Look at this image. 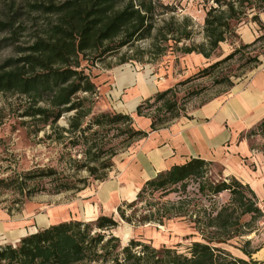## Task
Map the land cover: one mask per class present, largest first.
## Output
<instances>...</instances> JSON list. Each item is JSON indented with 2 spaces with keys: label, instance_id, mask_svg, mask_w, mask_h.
I'll use <instances>...</instances> for the list:
<instances>
[{
  "label": "trees",
  "instance_id": "obj_1",
  "mask_svg": "<svg viewBox=\"0 0 264 264\" xmlns=\"http://www.w3.org/2000/svg\"><path fill=\"white\" fill-rule=\"evenodd\" d=\"M199 1L206 12L202 41L194 38L198 28L192 17L168 15L171 7L160 0H1L0 48L12 47L13 54L0 60V98H15L7 104L29 134L44 132L46 139L78 152L75 156L67 152L62 167L14 170L0 176V191L12 195L10 212L20 210L38 193L76 194L93 181L106 180L117 154L150 131L187 116L193 97L220 87L203 105L230 91L263 62L264 23L259 14L264 0ZM249 19L259 24L260 34L251 43L236 44L241 40L239 24ZM142 40L148 41L146 46L138 43ZM228 41L233 44L230 53L137 106L135 114L151 119L150 131L139 128L131 113L94 112L98 86L90 70L98 63L110 58L116 62H109L108 68L144 63L168 50L211 59ZM203 78L210 83L199 84ZM249 137L264 140V119L247 132ZM251 147L264 155V142ZM213 165L194 157L175 164L148 180L135 200L118 207L124 220L138 223L187 219L203 240L193 241L186 252L139 239L124 244L111 231L118 220L101 215L92 221L54 223L16 243L0 242V264H248L214 243L253 232L264 218V208L250 184L235 176L213 179ZM191 183L197 184L198 197L189 194ZM224 192L230 198L219 204L215 198ZM171 193L178 198L164 199ZM154 194L158 196L147 200L139 214L138 203ZM126 207L133 209L132 214H126ZM247 215L250 219L243 220ZM250 241L242 250L252 257L259 247L249 249Z\"/></svg>",
  "mask_w": 264,
  "mask_h": 264
},
{
  "label": "rangeland",
  "instance_id": "obj_2",
  "mask_svg": "<svg viewBox=\"0 0 264 264\" xmlns=\"http://www.w3.org/2000/svg\"><path fill=\"white\" fill-rule=\"evenodd\" d=\"M160 1L171 7L172 10H169L168 15L175 14L178 17H192L198 28V33L194 36V38L196 41L203 40V33L201 31L203 24L202 17L205 10L201 1ZM240 41L241 40H238L236 44H239ZM147 42L148 41L146 40H142L138 43L141 44V46H146ZM232 49L233 44H231L230 41L224 42L222 43L220 50H218L211 59L203 58L201 62H197L195 59L191 60V57L186 56L185 54L168 50L165 55L158 57L153 61L144 63L134 62V68H138L139 71H149L153 80H158L160 82H166L167 80L170 83V87L179 81L197 74L202 68L209 65L210 62L224 57L230 53ZM11 54H13L12 47L0 48V60ZM260 57L264 61V55H261ZM109 62L115 63L116 58H110L91 68V76L97 85L99 84V76L104 72V70L109 69ZM127 64L132 65L131 62H128L117 66L119 67ZM255 69L256 68L246 72L244 78L237 81H247ZM198 83L201 85H207L210 83V80L208 78H203L200 79ZM218 88L220 87L210 88L206 92L193 97L188 102L187 108L192 109L194 107H198L207 99L214 97L218 92ZM229 93V91L222 92L219 96L217 95V97L224 99L229 95ZM101 96L98 90L96 104L94 107V112L96 113L101 112V107L99 106L103 100ZM8 101L15 102V98L10 96H8V98H0V176L9 175L14 170L26 171L44 166L62 167L64 164V161L62 160L63 157L64 159L67 158V152H69V155H77V148L71 150L65 149L63 143H56L46 139L44 137V132H40L37 136L29 134L27 128L20 123L21 120L14 117L11 107L7 104ZM117 104L116 109L124 110L120 101ZM116 109L114 108V110ZM61 123H65L64 119H61ZM243 135H246L244 137L249 139L250 145H257L260 147L264 142V140L260 137L247 138V132L241 134L240 137ZM223 149L227 150L226 144H224ZM241 164L248 171H251V173L260 176L259 160H251L248 157H242ZM210 174L216 181L228 176H236L239 178L238 175L235 174L227 175V170L220 162L214 163ZM96 184L97 181H93L89 186L92 187ZM188 190L191 196L198 197L196 183H191ZM258 191H260L259 188ZM157 196L158 194L147 195L143 201L138 203V208H140L138 213L140 214L143 211L142 209L145 207L147 200H152ZM177 198L178 196L176 193H171L165 196L164 199L176 200ZM229 198V192H224L215 199L219 204H222L227 202ZM80 199L81 197L79 192L76 194L69 192L59 194L41 192L26 201L20 210H13L10 212L8 210V206L11 204L12 195L8 191H0V242L3 244L16 243L23 236L39 228H44L50 225L53 221V217L55 218V222H61L69 219L92 221L96 220L101 215L113 216L116 220H118V225L111 229V231L115 235L119 236L124 244L128 243L131 239H139L151 242L157 247L167 245L177 248L180 252H186L193 241L203 240L202 236L193 228L192 224L187 219L182 217L166 219L162 223H138L137 219H135V221L124 220L120 216L118 207L125 202H132L133 200L123 201L112 211L102 210L98 217H94L84 213L80 204ZM77 201L78 204L76 203L77 206H75V202ZM260 205L264 208V201H260ZM61 210H64V213ZM132 210V208L126 207V214H132ZM53 212H55V215H51ZM249 219V215L243 217V220ZM255 227V230L249 234L234 237L227 242L214 243V245L230 251L236 257L247 260L248 264H264V218L261 219ZM246 240H251L250 244L247 246L249 249L254 250L259 247V250L255 252L252 257L247 256L242 250ZM253 261L255 262L253 263Z\"/></svg>",
  "mask_w": 264,
  "mask_h": 264
},
{
  "label": "crops",
  "instance_id": "obj_3",
  "mask_svg": "<svg viewBox=\"0 0 264 264\" xmlns=\"http://www.w3.org/2000/svg\"><path fill=\"white\" fill-rule=\"evenodd\" d=\"M205 17L206 12L202 27ZM259 17L264 23V11ZM238 32L242 42L251 43L261 31L259 24L249 19L239 24ZM185 55L197 62L206 59L195 52ZM169 84L167 80H153L149 71H139L134 68V63L114 66L99 76L97 86L103 98L100 110H114L120 101L124 110H116L133 114L136 125L150 131L151 119L138 116L135 110L144 99L167 89ZM229 92L224 99L217 97L188 109L187 116H181L167 127L150 131L148 136L117 154L108 178L79 192L84 213L98 217L102 210L112 211L123 201L136 199L148 180L193 157L222 163L227 175H238V179L250 184L259 200L264 201V155L251 147L246 135L240 137L264 119V61L247 81H238ZM224 144L227 150L223 149ZM242 157L259 160L260 176L241 164ZM76 203L78 201L75 206ZM54 220L53 217L51 224L58 223Z\"/></svg>",
  "mask_w": 264,
  "mask_h": 264
}]
</instances>
